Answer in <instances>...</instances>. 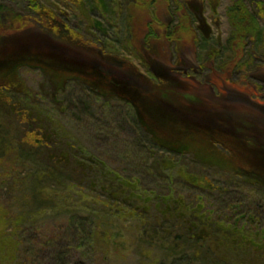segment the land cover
I'll use <instances>...</instances> for the list:
<instances>
[{"label":"trees","instance_id":"trees-1","mask_svg":"<svg viewBox=\"0 0 264 264\" xmlns=\"http://www.w3.org/2000/svg\"><path fill=\"white\" fill-rule=\"evenodd\" d=\"M21 1L29 9L27 17L17 15L13 27L0 24V195L13 196L7 208L0 206V264H22V261H38L34 264H91V261H74L72 258V254H80L84 248L96 256L102 255L105 261L104 257L112 256L116 250L114 246L112 251V243L126 226L134 227L131 242L138 249L147 251L149 254L143 255L150 258L153 250H156L166 258L188 254L190 264L199 259L210 264H264V197L260 199L261 203H254L245 197L243 191L222 188L218 190V196L209 199V205L215 201L216 211H207L204 200L212 198L210 194L215 191H208L202 186L204 181L186 169V173L184 170L181 173L176 167L177 160L192 155L216 168L230 170L232 181L238 182L243 177L250 182L248 185L253 183L264 188V183L254 177V168L248 157L239 149L231 148L221 136L206 132H182L179 123L171 124L158 116L154 118L148 110L144 111L139 106L137 99L124 98L119 88L126 86L130 80L109 73L117 69L119 61L135 66L129 57L106 50L105 44L98 48L101 45L99 41L93 42L96 47L91 45L89 38L84 39L82 30L68 28L59 20L58 12L39 0ZM83 1L64 0V4L77 8L82 14L89 8ZM89 1L92 9L110 13L107 0ZM195 1L210 4L216 12L220 0H129L126 15L128 29L136 32L132 36L146 52L162 54L167 48V34L164 33L165 23L158 19L159 12L169 11L172 14V21H177L174 29L185 26L192 30L189 6ZM229 1L231 5L227 9V16L234 33L263 36L264 0ZM123 18L126 19L125 15ZM24 21L26 24L22 25ZM29 23L38 28L42 35L38 38L23 36L21 31L26 30ZM84 26L86 30L93 27L105 32L100 23L93 19H88ZM14 30H18L16 36L10 35ZM256 40L264 47V36ZM90 48L94 52L83 50ZM133 55L142 64L141 58ZM118 56L119 60L116 59ZM109 59L116 62L115 68L109 66ZM24 68L40 70L48 88L52 92L57 91V95H51L45 91L48 88L43 83L40 97L44 103L62 99L61 103L54 105L59 108L56 110L58 116L61 110L66 111L67 108L69 111L72 106L74 110L79 108L85 113L89 105L84 97L86 95L90 98L94 96L96 100L106 97L113 99L117 105L111 106L114 110H111L112 113L106 111V115L115 116L124 128L136 130L146 139L148 149L141 146L133 157L136 165L141 169L142 164L148 161L164 164L160 165L163 166L162 171L179 178L177 184L182 185L184 180L186 185L191 186L192 195L184 198L180 204L169 199L172 190L161 194L154 191L141 194V188L139 191L127 188L126 195L122 196L123 181L122 184L109 182L107 185L106 180H101L103 169L71 163L68 155L77 156L79 153L74 150L71 140H67L59 120L42 112L39 103L34 104L30 100L29 90L20 76V70ZM142 81L137 78V82ZM119 103L130 111L127 113V108H119ZM157 152H165L172 157L155 156ZM86 161L94 162L93 159ZM167 161L174 165L167 164ZM81 171H86L95 189L107 185L108 190H104L108 192L101 195L104 199L89 190L90 195L85 196V185L78 188L80 193H75L77 188L74 182L77 179L74 177H78ZM142 172L150 174L151 170ZM183 174H188L187 178H183ZM162 180H167L169 186L176 183L174 178ZM83 183L87 184V181ZM135 193L139 195L132 196ZM69 194H74L75 199L71 200ZM254 204L262 205V211L256 214L257 218H262V226L256 224V219L247 220L248 216L254 218L246 214V210H251ZM78 210L82 214H72L66 220L67 229L70 230L52 233L48 238L50 249L45 257L42 249L47 245L30 249L25 247V242L31 238V225L47 218L54 219L63 213H78ZM245 250L251 252V260L231 261L234 260L231 258L233 256L238 258L237 254L245 258ZM82 256H85L84 253ZM173 263L175 261L169 264Z\"/></svg>","mask_w":264,"mask_h":264},{"label":"rangeland","instance_id":"rangeland-1","mask_svg":"<svg viewBox=\"0 0 264 264\" xmlns=\"http://www.w3.org/2000/svg\"><path fill=\"white\" fill-rule=\"evenodd\" d=\"M129 0H107L110 8V13H103L101 10H96L91 8V2L89 0H84L83 2L88 5L89 8L85 9L86 11L79 12V10L75 7L68 6V3L65 5L64 0H39V2L47 7L53 9L54 12H58L59 20L63 21L68 28L71 30L77 29L81 31L84 39L89 38V42L91 41V45H94L93 42L97 43L99 41L101 46L104 44L107 46L106 50L111 52L117 53L118 55H122L124 57H129L134 64L138 65L141 70L143 69L148 76L150 74L147 73L148 70H151V61L153 60L151 56L145 51L144 48L141 47L140 42L132 36L134 32L131 30L129 31V27L127 25V9L129 5L127 4ZM194 10L201 16H207L206 9H204L201 3H196ZM231 3L229 0H220L219 6L215 14V18L217 19L216 26L213 25L212 27V37L209 41L202 39L201 43L198 44V49L195 50L194 48L189 49L185 54V57H189L192 62L196 64L205 63L206 53L210 52L212 55L210 65L215 68V71L221 72L220 74H226L228 71V60L232 58V53L229 51V44L232 42L231 40L234 39V34L240 35L238 33H234V29L231 26L230 20L227 16V9L230 7ZM71 8H68V7ZM89 9V10H88ZM27 4L21 0H0V24H4L5 26L10 25L13 27L15 21H17V15L27 17L28 11ZM93 10V11H92ZM125 15V18H123ZM194 14H192L193 23L195 24ZM172 14L169 11H162L159 12L158 19L160 22L166 23L169 20H172ZM25 19V18H24ZM88 19H93L94 21H98L102 27V30L105 31L99 32L93 27L89 30H86L87 27L84 25L88 23ZM127 21V22H126ZM34 22V20H32ZM261 23V21H260ZM25 21L22 25H25ZM167 24V23H166ZM165 24V25H166ZM36 24H34L35 26ZM26 30L21 31L23 36L26 38L30 35L35 38H38L41 34L38 28H34L31 23L26 26ZM18 30H14L10 32V35L16 36ZM136 33V32H135ZM252 34L246 33L243 35ZM176 38H181V40L186 36L185 34H178L174 35ZM219 39V40H218ZM218 41L219 44L216 45L215 41ZM245 40L244 37H239L236 41L237 44L244 49ZM104 47H102L103 49ZM169 48V52L171 53L172 58H176L181 61V55L183 54V48L181 47H174V46H167ZM165 48V49H167ZM214 49V52H213ZM88 51H93V49H83ZM94 52V51H93ZM137 54L138 57L141 58L142 64L135 58ZM147 54L149 56H147ZM160 57V56H158ZM119 60L118 58H116ZM152 59V60H151ZM109 66L115 68L116 62L114 60L109 59ZM145 67H144V65ZM256 69V68H255ZM146 70V71H145ZM253 73L257 77L264 76V69H253ZM20 76L24 81L26 88L29 90V98L34 104L39 103V109L42 112H45L50 117H54L63 127L64 135H66L67 140H71V143L74 145V150L79 153V155L75 156L69 154L70 162L75 164H86L87 166L94 165L99 169H103L104 175L101 180H106L107 185L109 182L122 184V196L126 195L127 188H132L134 191H139L141 188V194H147L151 191H154L156 194H161L164 191H170L169 199L174 202L175 204H180L192 193L191 186L189 184L186 185V182L183 180V184H177V181L180 182L179 178L176 176H172L166 171H162L158 162H146L144 165L142 164V168L140 169L139 166L136 165V160L133 161V157L138 154L140 151L141 146H145V149H148L145 144L146 139L143 138L142 134L138 133L136 130H131L124 128L121 123H119V119L115 116L109 114L106 115V111L112 113L111 110H114V107L117 103H114L113 99H97L92 96H84L87 99L88 106L86 107V112L84 113L82 109H73L72 106L69 111L66 108L65 110H61L59 116L56 113L57 108L54 107L55 103H61L62 99H57L54 103H44L41 102L40 97V89L42 88V84L45 83L47 86L46 80L42 76V72L37 69H29L24 68L20 70ZM197 80L201 81L202 77L200 75L197 76ZM207 80V79H206ZM64 86V85H63ZM65 87V86H64ZM48 88V86H47ZM217 88V86H216ZM219 89V87H218ZM46 92H50L52 95L53 93L57 95V91H51L50 88L45 90ZM83 97V96H81ZM83 97V98H84ZM86 102V103H87ZM106 107V110H105ZM119 108H127V113L130 111L128 107L123 106L119 103ZM71 119V120H70ZM72 147V146H71ZM143 151V150H142ZM141 151V152H142ZM156 152V151H155ZM57 155V153L55 152ZM176 154V153H175ZM152 155V154H150ZM157 155H167L168 157L170 154H166L165 152L155 153ZM179 155V154H178ZM68 156H65L66 158ZM182 157V156H181ZM87 159H93L94 162L86 161ZM173 159V158H172ZM175 162L174 160H172ZM179 161L178 170L182 173L189 172L191 175L197 177L199 180L204 181L203 187L209 190H214V194L212 198H205V210H215L217 207L215 201H213L212 205H209L210 200L214 197L218 196L219 191L222 188H227L230 190L236 189L240 190V192H245V197L252 200L254 203H261V200L264 197V188L259 187L251 183V186L248 185V181L245 178L240 177L239 181H232V177L230 176V170L219 169L212 166L209 163H206L203 159L198 158L196 156L187 155L185 158L177 160ZM182 161V163H181ZM171 163V161H167V164ZM206 163V164H205ZM85 165V166H86ZM174 165V164H173ZM175 167V169H177ZM186 169V171H185ZM137 170V171H136ZM150 174L143 173L142 171H150ZM188 174H183V178H187ZM264 177V175H261ZM11 177V176H9ZM77 181L74 182L75 193L80 191L78 188L83 187L85 185V190L83 194L85 196L90 195L89 191L97 195H102L104 192L107 193L108 191L104 190L107 189V185L105 184L98 186V188H94L92 180L89 179L86 171H81L78 177H74ZM124 178V180H122ZM175 179L176 183L170 184L169 186L167 180L163 182L162 179L173 180ZM121 179V180H120ZM84 180L87 181V184L83 183ZM140 182L141 184H137ZM165 183V184H164ZM2 186H0V189ZM112 189V188H109ZM89 190V191H88ZM108 190V189H107ZM70 193V192H68ZM208 194V193H207ZM5 194H3L4 196ZM139 195L138 193L133 194ZM192 195V194H191ZM0 195V200L3 197ZM68 196V194H67ZM71 200L75 199V195H71ZM103 199L104 197L101 196ZM4 199L0 201V206L7 208L12 201L13 196L9 195L3 197ZM132 200V198H131ZM215 200V199H214ZM11 211H13V206H11ZM216 211V210H215ZM219 212V210H217ZM262 211V205L254 204L251 207V210H246L247 215H253V217L248 216L247 220L251 221L256 219L257 225H261L263 220L260 217H256V214ZM82 211L78 210V213H63L58 217H53L54 219L47 218L43 221L38 222L35 225H31L29 228V232L31 233V238L29 242H25V247L29 249L31 247H44L42 249L43 255L45 257L46 253L49 252L50 244L48 243L49 237H51L52 233L67 231L66 220L72 214L80 215ZM84 214V213H83ZM243 220H241L242 222ZM114 224H117L114 221ZM243 224H241L242 226ZM262 226V225H261ZM113 227H119L114 225ZM134 230V227L126 226L123 231L115 237V241L112 243L111 249L113 251V247L116 250L113 251L112 256H105L103 261L102 255H95L93 252L89 251V249H82L83 251L80 254H72V258L74 261L84 260V261H91V264H166L172 263L175 261V264H190L187 256L179 255L176 257L168 256L166 258L165 255L160 254V252L153 250V256L150 258L149 256H144L143 253L149 254L147 251H144L143 248L138 249L134 245V242H131V232ZM75 245V243H74ZM23 248V247H22ZM84 253V257L82 256ZM245 258H242V255L237 254L231 258V261H249L252 259L251 252L249 250H245L243 252ZM88 257V260L86 259ZM31 259V258H30ZM200 261L193 262L192 264H210L208 261ZM38 261H22V264H34ZM174 264V263H173Z\"/></svg>","mask_w":264,"mask_h":264},{"label":"flooded vegetation","instance_id":"flooded-vegetation-1","mask_svg":"<svg viewBox=\"0 0 264 264\" xmlns=\"http://www.w3.org/2000/svg\"><path fill=\"white\" fill-rule=\"evenodd\" d=\"M194 5L189 6L196 21L194 24L191 17L192 30L185 26L174 29L177 21L165 23L166 44L183 48L181 61L172 58L167 48L162 54L147 52L153 59L151 70L147 71L150 76L143 72L144 68L141 70L138 65L135 64L136 68L125 61H119L117 69L109 74L130 80L119 88L122 96L132 97L133 101L137 99L139 106L148 110L152 117L158 116L171 124L179 123L182 132H206L224 138L231 148L239 149L248 157L254 177L264 183L261 176L264 175V76L257 77L253 73V69H264V47L256 40L264 35L234 34L229 44L232 58L228 60L226 74H220L210 65L211 51L206 53L205 63L196 64L185 57V53L195 46V50H199L202 39H211L217 19L210 4L201 5L209 17L199 15ZM178 34L186 36L181 40L174 36ZM239 37L247 39L244 49L236 43ZM215 43L219 44L217 40ZM198 75L201 81L197 80ZM137 78L143 81L137 82ZM156 99L162 102L155 103Z\"/></svg>","mask_w":264,"mask_h":264}]
</instances>
